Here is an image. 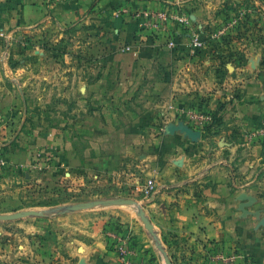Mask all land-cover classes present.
Instances as JSON below:
<instances>
[{
    "label": "crops",
    "instance_id": "1",
    "mask_svg": "<svg viewBox=\"0 0 264 264\" xmlns=\"http://www.w3.org/2000/svg\"><path fill=\"white\" fill-rule=\"evenodd\" d=\"M243 1L0 0V158L21 175L48 168L41 176L46 181L69 173L76 179L114 174L172 264H180V256L185 264H200L191 250L209 248L208 242L235 251L232 264H264V137L244 138L264 127L262 50L234 46L225 60L222 47L196 51L183 32L196 30L200 20L210 31L218 8ZM250 4L264 11V0ZM118 9L129 12L116 16ZM139 9L189 13V21L142 31L129 14ZM53 22L60 37H75L60 62L38 59L35 42ZM47 64L59 69L44 77L49 85L43 87L45 97L57 85L50 98L64 101L59 121L42 119L48 114L30 95L34 68ZM229 99L213 136L187 134L186 111L209 112ZM149 179L157 191L146 198ZM241 195L254 201L244 206ZM135 212L122 205L0 226V264H120L104 232L110 223L131 239L137 260L164 264Z\"/></svg>",
    "mask_w": 264,
    "mask_h": 264
},
{
    "label": "rangeland",
    "instance_id": "2",
    "mask_svg": "<svg viewBox=\"0 0 264 264\" xmlns=\"http://www.w3.org/2000/svg\"><path fill=\"white\" fill-rule=\"evenodd\" d=\"M250 11H255L256 15L253 13V16L250 17ZM263 13L264 11L261 7L251 5L250 0H245L242 4L237 3L227 5L226 7H220L214 12V19L210 24V27H212L210 31L207 30L208 28L202 20L196 24V30L194 31H191L190 26L185 27L183 32L185 33L184 38L187 40H185L184 43L191 45L194 36H197L202 42L201 50L204 49L205 45H212L215 48L222 47L224 52L221 53V58L225 60H227L228 57H232L230 50L233 49L234 46L254 44L259 50H262L260 62L264 63ZM188 15L190 14L188 13ZM187 30L192 32L189 33V37L186 36ZM59 37L58 26L54 22L46 27L44 31L41 30L36 34L35 42L40 48V56L38 59L51 62H60V60L64 59L67 49L74 45L75 37L73 34H65L63 37ZM198 50L199 49L196 51ZM58 70L55 64H47L46 68H43L41 65L34 68L35 78L33 79V91L30 95L34 97L33 101L38 105L40 110L48 114L47 116H41V118L46 121H59L60 116H58V114L60 112V106H65L63 104L64 101L58 98H50V96H57V85L54 90L49 89L45 93V97H43V87L49 85L47 83L48 80H44V77L46 75H55ZM220 86L221 88L223 86L227 87L226 84ZM228 86L231 87V91L234 90L233 88L235 85L231 86V84H229ZM214 87L215 84H212L211 90H214ZM207 98H209V96H207ZM229 101L230 99L228 101L218 102L216 106L212 107V110L208 108V111L210 113L214 112L218 108L225 106ZM72 103L73 101H70V107H72ZM198 103L200 106H204L203 103ZM246 133H244V138ZM5 162L6 164L0 168V215H13L23 211H34L39 212L40 216L19 218L12 221H0V226L3 227L7 225L10 227V225H14V221H20L22 219H39L54 216L65 210L67 206L78 203L112 199H131L130 194L124 193L126 191L125 187L116 182V178L112 173H85L81 174L79 177L77 176V179L74 174L70 173L65 177L61 175H51L53 177L46 181V179L41 178V176L46 173V169L48 168L45 170H43V168L37 169L31 176L29 174L31 172L29 171L21 175L20 171L16 173L14 169L7 167L8 162L6 160ZM114 207L118 206H98L88 210L104 211ZM140 211H142L141 207ZM135 216L140 225L144 227L139 213L135 212ZM191 251V256L194 257L196 263L200 261V264H208L207 256H209V253L206 248L204 249L202 247V250L198 252ZM171 258L174 263H178L174 256ZM160 259L164 263L161 253ZM179 260L181 261L180 264H185L183 257L180 256ZM214 264H218V262Z\"/></svg>",
    "mask_w": 264,
    "mask_h": 264
},
{
    "label": "built area",
    "instance_id": "3",
    "mask_svg": "<svg viewBox=\"0 0 264 264\" xmlns=\"http://www.w3.org/2000/svg\"><path fill=\"white\" fill-rule=\"evenodd\" d=\"M126 9H118L115 15L128 13ZM130 16L136 21L137 29L142 31H149L153 33L165 31L168 23L175 21L179 25H187L189 17L184 13H176L170 10H133L130 13ZM168 47L174 48V41L170 40L167 42ZM195 49H200L202 47L201 40L194 36L191 44ZM128 50V48L126 49ZM186 115L189 119L190 129L202 131L203 127L211 121L210 112H200L194 109L186 111ZM264 137V127L254 130L252 132L246 133V140H253ZM6 164L4 159L0 158V168ZM156 185L153 179L147 180L144 188L143 194L146 198L153 196L156 193ZM119 227V228H118ZM116 227L115 231H106L105 234L108 240L111 243L114 251L118 255L120 264H147L144 261L137 260L136 253L128 246V236L124 234L120 226ZM238 254L235 251L229 253L224 251V248L221 247L220 252L216 254H209L207 256L208 264H214L219 262L222 264H232L238 259Z\"/></svg>",
    "mask_w": 264,
    "mask_h": 264
},
{
    "label": "water",
    "instance_id": "4",
    "mask_svg": "<svg viewBox=\"0 0 264 264\" xmlns=\"http://www.w3.org/2000/svg\"><path fill=\"white\" fill-rule=\"evenodd\" d=\"M184 130L193 139L198 138L200 136L199 132H194L189 127H185ZM240 200L244 201L243 203L244 206L254 201L251 197L247 195H241ZM122 205L133 207L135 211L139 213V217L145 229L156 240L151 224L149 223L148 219L145 217L144 213L140 211V206L132 199H112V200H104V201L83 202V203L67 206L65 210L61 211L60 213L84 211L98 206H122ZM34 216L39 217L40 213L34 211H23L13 215H0V221H12L19 218L34 217ZM156 247L158 248L159 252L163 255L164 264H172L166 252L164 251V249L161 247L160 243L157 240H156Z\"/></svg>",
    "mask_w": 264,
    "mask_h": 264
},
{
    "label": "trees",
    "instance_id": "5",
    "mask_svg": "<svg viewBox=\"0 0 264 264\" xmlns=\"http://www.w3.org/2000/svg\"><path fill=\"white\" fill-rule=\"evenodd\" d=\"M222 108H218L217 110H215L214 112H211V121L209 123H207L203 129H202V137L206 138V137H210L213 136L215 134V126H217L219 124L220 121V117L218 115V111H220ZM119 225H117V223H110L108 224L105 228H104V232L106 231H115L116 227H118ZM119 228V227H118ZM133 242L130 240H128V246L136 253L135 249L133 248ZM207 245H209V248H206L207 252L211 255V254H216L218 252H220L221 250V246L212 242H208ZM137 254V253H136ZM147 264H151L150 261L146 262Z\"/></svg>",
    "mask_w": 264,
    "mask_h": 264
}]
</instances>
